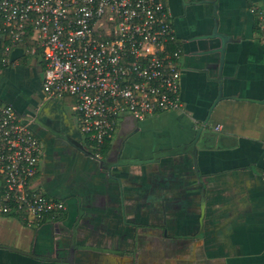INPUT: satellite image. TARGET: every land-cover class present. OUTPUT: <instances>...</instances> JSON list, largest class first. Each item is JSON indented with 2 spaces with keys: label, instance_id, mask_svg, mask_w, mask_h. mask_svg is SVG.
Returning a JSON list of instances; mask_svg holds the SVG:
<instances>
[{
  "label": "crops",
  "instance_id": "crops-1",
  "mask_svg": "<svg viewBox=\"0 0 264 264\" xmlns=\"http://www.w3.org/2000/svg\"><path fill=\"white\" fill-rule=\"evenodd\" d=\"M166 1L183 110L125 119L101 160L44 98L40 62L16 49L0 66V103L43 141L35 184L66 208L35 228L0 216V247L22 253L0 264H67L50 260L73 240L72 264H264V0Z\"/></svg>",
  "mask_w": 264,
  "mask_h": 264
},
{
  "label": "built area",
  "instance_id": "built-area-1",
  "mask_svg": "<svg viewBox=\"0 0 264 264\" xmlns=\"http://www.w3.org/2000/svg\"><path fill=\"white\" fill-rule=\"evenodd\" d=\"M172 19L166 0H0L1 64L9 66L16 49L40 62L44 98L70 105L78 132L101 160L125 119L183 110ZM27 41L32 46L23 48ZM32 124L0 103V216L20 213L29 228L66 210L35 184L43 147Z\"/></svg>",
  "mask_w": 264,
  "mask_h": 264
},
{
  "label": "trees",
  "instance_id": "trees-1",
  "mask_svg": "<svg viewBox=\"0 0 264 264\" xmlns=\"http://www.w3.org/2000/svg\"><path fill=\"white\" fill-rule=\"evenodd\" d=\"M5 45H6L5 42H2V40H1V42H0V53L1 54L3 53V49H4ZM29 46H32V43L27 41L26 42V46H24L23 48H26V47H29ZM29 58L30 57H25L24 61H29ZM0 63H1V60H0ZM0 66H2V64H0ZM2 67H6V66H2ZM108 148H109V142H107L101 149L102 157H104L106 155V153L108 151ZM60 216H63V215H60ZM60 216L57 215V214H51L49 216L44 217L42 220H40L38 222V224L41 226L47 220L56 219V218L58 219ZM2 217H7V216H2ZM8 217H11V218H14V219H17V220L21 221L23 216H22V214L19 213V214H14V215L8 216ZM25 226H26V224H25Z\"/></svg>",
  "mask_w": 264,
  "mask_h": 264
},
{
  "label": "water",
  "instance_id": "water-1",
  "mask_svg": "<svg viewBox=\"0 0 264 264\" xmlns=\"http://www.w3.org/2000/svg\"><path fill=\"white\" fill-rule=\"evenodd\" d=\"M222 49L220 50V52L223 54V52H224V42L222 41V47H221ZM216 103L217 102H214L213 104H212V106H211V108H210V110H209V112H211L212 110H213V108H214V106L216 105ZM91 157H93V155L92 154H89ZM75 246V242H74V240L72 241V248H71V250H70V254H69V258L67 259V260H50V261H53V262H65V263H67V264H72V259H73V247ZM0 248H3V249H6V250H9V251H12V252H15V253H19V254H22V253H20V252H18V251H16V250H14V249H10V248H5V247H0ZM74 248H76V247H74ZM33 253L34 252H32V254H24V255H26V256H28V257H30V258H36L34 255H33Z\"/></svg>",
  "mask_w": 264,
  "mask_h": 264
},
{
  "label": "flooded vegetation",
  "instance_id": "flooded-vegetation-1",
  "mask_svg": "<svg viewBox=\"0 0 264 264\" xmlns=\"http://www.w3.org/2000/svg\"><path fill=\"white\" fill-rule=\"evenodd\" d=\"M31 128H32V131H33L34 135L39 139V141L41 142V145H42L43 141H42V139L40 137L39 130H38L37 126L32 124Z\"/></svg>",
  "mask_w": 264,
  "mask_h": 264
},
{
  "label": "rangeland",
  "instance_id": "rangeland-1",
  "mask_svg": "<svg viewBox=\"0 0 264 264\" xmlns=\"http://www.w3.org/2000/svg\"><path fill=\"white\" fill-rule=\"evenodd\" d=\"M33 93H34V96H33V98H28V99H32V100H34V98H35V96H36V94H38V91H33ZM61 103V102H60ZM31 104H32V102H31ZM64 106H63V108H65L67 111H71L70 110V105L68 104V103H62ZM66 110H63V111H65V112H67Z\"/></svg>",
  "mask_w": 264,
  "mask_h": 264
}]
</instances>
